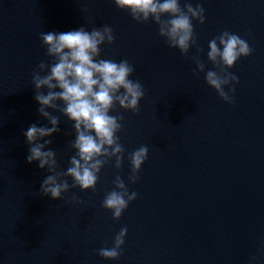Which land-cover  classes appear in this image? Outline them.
<instances>
[{
  "label": "water",
  "instance_id": "water-1",
  "mask_svg": "<svg viewBox=\"0 0 264 264\" xmlns=\"http://www.w3.org/2000/svg\"><path fill=\"white\" fill-rule=\"evenodd\" d=\"M192 3L205 9L206 22L193 21L203 51L192 47L185 57L154 21L137 23L113 0H0V264H264V0ZM104 25L115 42L102 46L101 58L127 59L145 97L138 113L118 104L110 113L123 118L122 166L105 165L95 191L70 187L53 200L40 192L49 173L28 163L24 137L34 123L50 127L32 84L38 65L52 62L40 35ZM224 31L252 49L228 70L239 80L225 88L232 104L192 59L219 71L208 43ZM48 111L60 118L50 148L63 172L75 154L74 129ZM141 146L149 155L133 184L129 155ZM117 176L137 193L119 220L102 206ZM122 228L120 257L105 260L99 251L113 247Z\"/></svg>",
  "mask_w": 264,
  "mask_h": 264
},
{
  "label": "clouds",
  "instance_id": "clouds-1",
  "mask_svg": "<svg viewBox=\"0 0 264 264\" xmlns=\"http://www.w3.org/2000/svg\"><path fill=\"white\" fill-rule=\"evenodd\" d=\"M115 6L127 12L137 23L150 20L159 25V35L166 43L188 56L190 49L199 48L195 38L193 21L206 22L205 9L192 0H113ZM170 19L164 20L162 17ZM46 55L51 63L41 62L32 73L39 115L49 126L32 124L24 137L29 145L27 161L37 163L49 173L42 181L40 192L53 200H61L70 187L81 191H95L103 167L115 160V167L122 166L125 149L117 135L122 130V117L110 113L118 104L125 111L138 113L145 89L139 81L131 79L135 69L127 59L115 62L103 59L102 46L115 42L112 27L104 25L88 31L84 27L67 32H43L40 35ZM208 60L219 71L207 70L199 57H193L199 72H205L207 84L229 104L232 97L225 91L227 86L239 83L232 69L242 57L252 54L249 43L239 35L224 31L208 43ZM47 90L46 94L44 90ZM235 92V87L231 88ZM60 112L72 122L75 139L71 147L75 154L70 158L66 171H58L57 153L50 148L54 136L60 131V118L48 111ZM47 149V150H46ZM149 149L141 146L129 155L133 184L139 179L142 166L148 159ZM71 178L72 184L68 182ZM115 188L104 197L102 206L111 211L113 219L119 220L131 202L137 199L136 192H129L120 176L114 181ZM72 202L83 203L77 197ZM127 228L116 235L111 248H102L99 255L105 260H117L125 244Z\"/></svg>",
  "mask_w": 264,
  "mask_h": 264
}]
</instances>
